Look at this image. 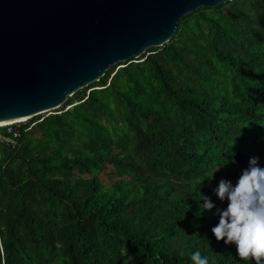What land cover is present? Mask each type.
<instances>
[{"label": "trees", "instance_id": "1", "mask_svg": "<svg viewBox=\"0 0 264 264\" xmlns=\"http://www.w3.org/2000/svg\"><path fill=\"white\" fill-rule=\"evenodd\" d=\"M120 65L0 128V264H256L211 228L220 179L264 164V0L200 7Z\"/></svg>", "mask_w": 264, "mask_h": 264}, {"label": "water", "instance_id": "2", "mask_svg": "<svg viewBox=\"0 0 264 264\" xmlns=\"http://www.w3.org/2000/svg\"><path fill=\"white\" fill-rule=\"evenodd\" d=\"M228 1L0 0V122L53 113L112 66L164 45L188 13Z\"/></svg>", "mask_w": 264, "mask_h": 264}, {"label": "clouds", "instance_id": "3", "mask_svg": "<svg viewBox=\"0 0 264 264\" xmlns=\"http://www.w3.org/2000/svg\"><path fill=\"white\" fill-rule=\"evenodd\" d=\"M215 193L226 202L217 208L219 219L211 228L216 240L234 244L240 258L264 264V164L260 158L251 156L235 181L221 178ZM199 206L204 212L216 205L211 196L203 195ZM190 259L191 264H210L209 257L199 250L192 252Z\"/></svg>", "mask_w": 264, "mask_h": 264}, {"label": "rangeland", "instance_id": "4", "mask_svg": "<svg viewBox=\"0 0 264 264\" xmlns=\"http://www.w3.org/2000/svg\"><path fill=\"white\" fill-rule=\"evenodd\" d=\"M67 108V107H66ZM44 114H47L46 112H44V113H41V114H39V115H44ZM27 120H24V121H21V122H16V123H12V124H5L4 126H1V127H10L11 125H13V124H20V123H24V122H26ZM0 127V128H1Z\"/></svg>", "mask_w": 264, "mask_h": 264}, {"label": "bare ground", "instance_id": "5", "mask_svg": "<svg viewBox=\"0 0 264 264\" xmlns=\"http://www.w3.org/2000/svg\"><path fill=\"white\" fill-rule=\"evenodd\" d=\"M20 122L21 121H24V120H19ZM15 121H5V122H0V127L1 126H4L5 124H12V123H14ZM16 123V122H15Z\"/></svg>", "mask_w": 264, "mask_h": 264}]
</instances>
